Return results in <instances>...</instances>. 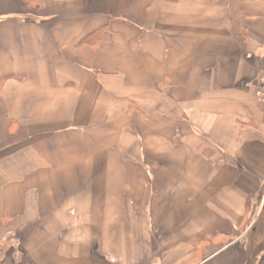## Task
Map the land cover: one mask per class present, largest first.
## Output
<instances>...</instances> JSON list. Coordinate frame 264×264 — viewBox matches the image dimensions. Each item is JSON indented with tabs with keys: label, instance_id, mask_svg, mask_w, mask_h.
I'll return each mask as SVG.
<instances>
[{
	"label": "crops",
	"instance_id": "0c3cea01",
	"mask_svg": "<svg viewBox=\"0 0 264 264\" xmlns=\"http://www.w3.org/2000/svg\"><path fill=\"white\" fill-rule=\"evenodd\" d=\"M263 67L264 0H0V264H264Z\"/></svg>",
	"mask_w": 264,
	"mask_h": 264
},
{
	"label": "built area",
	"instance_id": "2783aa9c",
	"mask_svg": "<svg viewBox=\"0 0 264 264\" xmlns=\"http://www.w3.org/2000/svg\"><path fill=\"white\" fill-rule=\"evenodd\" d=\"M256 95L259 99L264 100V67L262 69V82L259 89L256 92Z\"/></svg>",
	"mask_w": 264,
	"mask_h": 264
},
{
	"label": "rangeland",
	"instance_id": "374dc122",
	"mask_svg": "<svg viewBox=\"0 0 264 264\" xmlns=\"http://www.w3.org/2000/svg\"><path fill=\"white\" fill-rule=\"evenodd\" d=\"M259 218H260V217H259ZM255 224L257 225V227H259V228L261 229V224H262V223L257 222V223H255ZM251 231H252V229H251ZM236 233H238V231H237ZM236 233H235V235H236Z\"/></svg>",
	"mask_w": 264,
	"mask_h": 264
},
{
	"label": "trees",
	"instance_id": "16d2710c",
	"mask_svg": "<svg viewBox=\"0 0 264 264\" xmlns=\"http://www.w3.org/2000/svg\"><path fill=\"white\" fill-rule=\"evenodd\" d=\"M88 42H93V39L89 40Z\"/></svg>",
	"mask_w": 264,
	"mask_h": 264
}]
</instances>
